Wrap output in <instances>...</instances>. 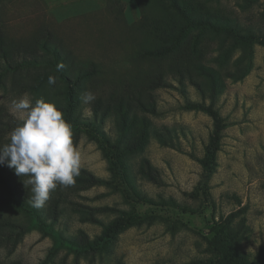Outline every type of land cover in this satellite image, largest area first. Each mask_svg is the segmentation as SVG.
I'll list each match as a JSON object with an SVG mask.
<instances>
[{
	"label": "rangeland",
	"instance_id": "374dc122",
	"mask_svg": "<svg viewBox=\"0 0 264 264\" xmlns=\"http://www.w3.org/2000/svg\"><path fill=\"white\" fill-rule=\"evenodd\" d=\"M66 76L80 82L84 119L69 122L96 127H72L80 174L36 208L28 177L0 164L27 204L0 203V264H264V0H0V146L19 123L12 100L59 108ZM85 91L96 99L83 103ZM141 119L147 139L124 152ZM108 154L127 166L135 198L86 177L112 178ZM107 223L116 229L92 251L60 243L102 236Z\"/></svg>",
	"mask_w": 264,
	"mask_h": 264
},
{
	"label": "clouds",
	"instance_id": "9594fccd",
	"mask_svg": "<svg viewBox=\"0 0 264 264\" xmlns=\"http://www.w3.org/2000/svg\"><path fill=\"white\" fill-rule=\"evenodd\" d=\"M63 65H58L62 69ZM56 79L49 76L48 84ZM89 104L96 99L91 91L81 94ZM11 109L19 114V123L12 129L9 142L0 146V164L7 163L18 176L28 177L25 186H31L33 207H43L57 186L75 184L82 157L73 142L72 125L54 102L39 98L33 102L28 94L13 99Z\"/></svg>",
	"mask_w": 264,
	"mask_h": 264
},
{
	"label": "trees",
	"instance_id": "16d2710c",
	"mask_svg": "<svg viewBox=\"0 0 264 264\" xmlns=\"http://www.w3.org/2000/svg\"><path fill=\"white\" fill-rule=\"evenodd\" d=\"M173 6H174V8L178 9V6L176 4H173ZM205 21L208 25L211 26V28L216 29V24L211 23L208 20H205ZM182 33L183 32L180 30L179 35H181ZM39 48L49 52L52 57L54 56V60H55V58H57V61H58V59L61 60V58H62V54H60V52H59L60 50L58 51V49L56 50L54 48H52V49L49 48L47 46V43H45V42L40 44ZM191 49L193 50V47H191ZM56 64L60 65L62 63L56 62ZM192 64H194V63H192ZM194 65L196 66L197 69H201V67H202L199 63H195ZM62 69H65L64 65H63ZM62 69H59V70L62 71ZM208 75H209V73H208ZM40 83H42V82H35L33 84L32 88L37 87L38 85H40ZM63 83H64L63 90L60 93L63 97V106L59 107V109L64 113V118L68 122L70 119L84 120L82 117H80L74 113L76 111L75 109L77 108L78 102H79L77 93L80 89V88H78V85L80 82H75V85H74L73 82H70V79L66 76L65 81ZM155 83H157V82H155ZM128 101H133L134 104L139 105L140 109L143 110V112H153V109H154L153 103L150 101L143 103L139 100L137 101L136 99H130V98H128ZM149 102L151 103V107L153 109L148 106ZM127 104L130 105L129 103H127ZM186 105H187L186 107L190 108V109H198V110H202V111H208L207 108H204L202 105H199L198 103L188 102ZM92 112H93L92 114L94 116L93 117V120H94V119H96V116L99 115L98 110H97V105H95L93 107ZM126 116H124L125 119H126ZM142 118H145V117H142ZM145 119H143V120L141 119V121H142L141 128L142 129L139 130V135H138L137 139L135 141L132 140L129 145H127L126 142L124 141L123 146H121V147H125V148H123V149L120 148L121 150H123L124 152L125 151H128V152L132 151L133 152L134 150H138V149L142 148V144L145 142V140L147 139V137L149 135V122H146ZM93 124H94V122H93ZM93 124L89 123V126H84L86 124L83 121V122H77V123L72 122L71 125L74 128H85V127L89 128L90 129L89 131L94 134V129L96 127ZM123 133H125V132H123ZM158 133H159L158 131H155V134L157 136H158ZM116 145H117V143H116ZM109 147H110L109 149L114 148L113 145L109 146ZM209 152L210 151H208V153ZM107 157L109 158V162L111 164L110 168L112 171V175H111V171L109 170L110 175L112 176L111 179H103V178L98 177L94 174H91L90 172L86 173V175H87L86 177H88V178L92 177L93 183H95V182L96 183L97 182L102 183V182L113 181V180L115 181V183H121V190L123 191L125 198H127V197L128 198H135V195H137V194L139 195V192L137 191V189L132 184V181H131V178L129 177V174H126L125 169L127 166L123 163V161H121V159L119 157H113L112 155H109V154L107 155ZM144 163H145L146 169H148L149 160L145 158ZM113 166H115V167H113ZM0 179L6 183L7 188H8V194L5 197H0V203H8V204H15V205L17 204V205H20L21 207H23L24 209H26L27 204L24 202V200L15 198L14 190L11 187L12 184L10 182V179H9V177H4V174L2 172L1 167H0ZM120 212H121L120 216L125 220V215H124L125 212H123V211H120ZM103 228L104 229H103L102 236H97L94 239H87L84 236L82 238H79L80 240L78 238L77 239L76 238H73V239L61 238L60 243L61 244L63 243L64 245L68 246L69 248H73L76 251H78V250L92 251L97 247L103 246L105 244V242L109 241V239L111 238V234L113 233L114 229H116V227H114V225L111 223L104 224ZM58 244L59 243H57V245ZM220 251L222 252L224 258H226V257L232 258V256L235 254L234 252H231L229 250H225V248H222ZM236 259H237V256L235 257V260ZM239 263L245 264L242 261Z\"/></svg>",
	"mask_w": 264,
	"mask_h": 264
}]
</instances>
